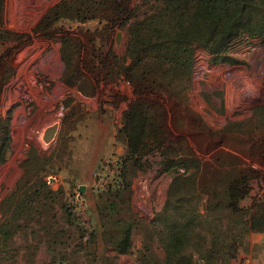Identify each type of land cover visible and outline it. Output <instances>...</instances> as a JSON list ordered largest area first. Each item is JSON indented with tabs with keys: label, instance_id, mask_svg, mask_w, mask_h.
I'll return each mask as SVG.
<instances>
[{
	"label": "trees",
	"instance_id": "obj_1",
	"mask_svg": "<svg viewBox=\"0 0 264 264\" xmlns=\"http://www.w3.org/2000/svg\"><path fill=\"white\" fill-rule=\"evenodd\" d=\"M5 7L6 0H0V45L15 39L24 45L34 38L62 34L68 85L84 91L87 81L96 90L97 82L84 74L91 54L96 78H124L134 86L135 98L116 133L126 146L123 172L118 187L106 190L111 193L107 199L115 205L128 187L125 171L130 165L146 169L154 165L152 158L160 157L156 161L159 172L171 177L164 206L149 223L150 231L139 250L141 264H230L248 247L252 232L264 233V198L254 196L249 205L243 204L253 180L263 176L247 159L264 164V106L248 122L232 124L219 136L189 104L198 48L211 54L215 64H236L239 61L232 52L245 41L259 38L264 45V0H61L31 33L9 30ZM96 18L109 28L126 31L122 54L96 48L88 53L89 43L58 26L60 21ZM15 108L11 105L0 116V163L7 162L11 148ZM177 115L196 124L178 125ZM226 133H246L248 138L235 137L241 141L230 142L223 139ZM198 135L203 139H196ZM208 136L218 140L211 143ZM48 163L52 157H38L34 150L22 163L23 175L3 202L8 208L3 210L0 239L9 240L13 228L23 227L20 220L41 221L53 215L51 208L61 202L64 190L49 184L55 169ZM131 221L119 233L102 234L117 253H128L133 246L136 221ZM60 238L55 235L53 242ZM154 241L164 256L154 252Z\"/></svg>",
	"mask_w": 264,
	"mask_h": 264
},
{
	"label": "rangeland",
	"instance_id": "obj_2",
	"mask_svg": "<svg viewBox=\"0 0 264 264\" xmlns=\"http://www.w3.org/2000/svg\"><path fill=\"white\" fill-rule=\"evenodd\" d=\"M60 1L6 0V27L16 33H31ZM106 23L96 18L85 22L60 21L58 26L89 43L88 53L96 48L98 51L113 49L122 54L128 38L126 31L109 28ZM62 39V34H57L52 38H34L24 45L16 39L0 45V116L16 105L11 148L7 162L0 163V222L5 220L3 210L8 208L3 202L23 175L22 163L31 151L38 157H52L48 167L51 165L55 171L48 182L53 189L64 190L61 202H54L51 208L52 216L40 218L41 221L20 220L23 227L13 228L9 240L0 239V264H59L61 261L64 264H141L139 250L150 231L149 223L164 206L171 177L159 172L156 161L160 157L152 158L154 165L146 169L130 165L125 171L129 185L116 204L110 205L112 200L107 198L111 193L106 190H114L120 184L126 152L125 144L117 139L116 133L129 102L135 98L134 86L124 78L108 77L106 81L100 80L101 76L96 78L91 54L86 59L89 68L84 69V74L93 83L97 82L96 90L87 81L83 82L84 91L68 85L65 74L69 69L62 56ZM232 56L239 62L215 64L211 54L198 48L189 93L191 109L219 136L233 127L232 124L248 122L255 110L264 106L261 39L245 41ZM175 118L178 125L180 122L193 124L181 115ZM54 124L58 125L56 136L46 142L45 131ZM226 134L223 139L230 142L237 140L235 137L248 138L246 133ZM196 139L203 137L198 135ZM207 140L214 143L218 137L208 136ZM252 159L247 160L263 176L253 180L251 194L243 201L244 205H249L254 196L264 198V164ZM83 185L85 191L80 189ZM78 196L84 199L86 207L81 220L68 211L71 201ZM131 219L136 221L133 246L128 253H117L105 243L103 235L119 233ZM55 235L61 237L60 242H53ZM152 247L156 254L164 256L158 242L154 241Z\"/></svg>",
	"mask_w": 264,
	"mask_h": 264
},
{
	"label": "crops",
	"instance_id": "obj_3",
	"mask_svg": "<svg viewBox=\"0 0 264 264\" xmlns=\"http://www.w3.org/2000/svg\"><path fill=\"white\" fill-rule=\"evenodd\" d=\"M248 241V247L241 249L238 257L230 264H264V233L252 232Z\"/></svg>",
	"mask_w": 264,
	"mask_h": 264
},
{
	"label": "built area",
	"instance_id": "obj_4",
	"mask_svg": "<svg viewBox=\"0 0 264 264\" xmlns=\"http://www.w3.org/2000/svg\"><path fill=\"white\" fill-rule=\"evenodd\" d=\"M85 201L80 196H78L74 201L70 203V211L77 216L78 219H82L85 214Z\"/></svg>",
	"mask_w": 264,
	"mask_h": 264
},
{
	"label": "water",
	"instance_id": "obj_5",
	"mask_svg": "<svg viewBox=\"0 0 264 264\" xmlns=\"http://www.w3.org/2000/svg\"><path fill=\"white\" fill-rule=\"evenodd\" d=\"M57 129H58L57 124L51 125L50 127L47 128L44 134V139L46 142H51L54 139L57 133ZM80 189L81 191H85V186L84 185L81 186Z\"/></svg>",
	"mask_w": 264,
	"mask_h": 264
}]
</instances>
